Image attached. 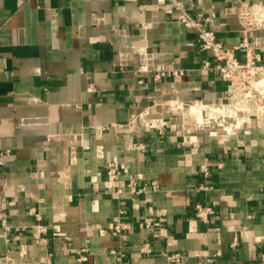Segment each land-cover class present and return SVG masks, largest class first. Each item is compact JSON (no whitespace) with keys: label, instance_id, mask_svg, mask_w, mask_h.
<instances>
[{"label":"crops","instance_id":"crops-1","mask_svg":"<svg viewBox=\"0 0 264 264\" xmlns=\"http://www.w3.org/2000/svg\"><path fill=\"white\" fill-rule=\"evenodd\" d=\"M181 1L192 17L214 11L206 29L227 48L247 45L264 63V29H241L238 0ZM237 55L244 61L245 50ZM206 60L211 53L166 3L0 0V153L10 151L0 202L13 203L11 226L29 227L37 207L48 227L40 245L27 233L8 242L0 227V264H46L49 253L52 264H165L163 252L182 254L175 264H264V127L252 122L208 136L188 123L196 121L188 104L178 105L185 123L153 112L154 100L176 93L220 104L227 84L202 70ZM158 65L187 73L158 90L151 75ZM140 113L141 122L121 128ZM115 159L160 190L131 196L127 177L108 183L105 165ZM205 162L208 180L200 172ZM105 190H122L121 200ZM198 204L213 209L208 223L195 217ZM121 209L128 229L115 237ZM147 217L169 231L161 245L146 230ZM148 242L150 255H142ZM112 251L125 254L122 263Z\"/></svg>","mask_w":264,"mask_h":264},{"label":"built area","instance_id":"built-area-1","mask_svg":"<svg viewBox=\"0 0 264 264\" xmlns=\"http://www.w3.org/2000/svg\"><path fill=\"white\" fill-rule=\"evenodd\" d=\"M151 1L166 3L176 17L177 22L197 35L201 49L211 53L212 61H204L201 68L204 71L216 73L227 84V89L222 96L221 102L229 103L233 101L234 103L241 104L245 107L247 117L264 127V63L262 62L260 53H256L245 44L239 47L227 48L218 38L216 32L206 29V25L211 23L216 17L214 11L209 10L192 17L181 0ZM237 17L239 25L244 32L264 29V4L238 0ZM242 49L245 50L244 61L240 60L237 55L238 51ZM186 73L187 71L184 69L168 68L163 65H158L151 71L154 86L158 90L163 88L170 79H181ZM89 91H95V87L91 85ZM174 97H177V95ZM141 114H133L131 121L121 128L128 129L136 125L138 121L141 122L145 118ZM133 149L136 151H145L146 147L142 143H135L133 144ZM9 154V150L0 153V168L4 165L3 158ZM218 167L222 168L223 164L219 163ZM200 172L205 180L211 177L208 162H205L201 166ZM122 177H127L128 179L127 188L131 196H138L148 192L155 193L160 190V185L157 181H152L149 184L145 183L142 175H132L126 164L119 160H111L105 165V178L108 183H116ZM92 187L96 192L100 190L97 183H93ZM104 193L109 195L111 199L119 202L123 191L116 190L110 192L105 190ZM12 205L13 203L6 204L0 202V227L4 231L7 241L19 239L27 233L33 237V242L36 245L42 244V239L48 234V227L43 223V215L40 210L37 207H31L29 215L33 219L32 224L29 227L16 228L10 225L6 211L7 207ZM213 212L211 207L201 204L195 206V217L203 223L209 222L210 215ZM124 213L125 211L123 209L119 210L112 220L111 233L115 237H120L128 229V224L123 218ZM143 223L148 233L155 240V245H161L164 240L168 239L169 231L160 221H157L153 217H147ZM152 246V243H145L139 247V252L142 255H150ZM111 253L117 255L119 263L123 262V258L125 257L124 253L117 251H112ZM162 256L165 259V264H175L183 258V255L180 253L163 252ZM83 260H86L85 255L77 259L79 262ZM213 261V258H209L201 264H209ZM46 264H52L51 253L48 254Z\"/></svg>","mask_w":264,"mask_h":264},{"label":"bare ground","instance_id":"bare-ground-1","mask_svg":"<svg viewBox=\"0 0 264 264\" xmlns=\"http://www.w3.org/2000/svg\"><path fill=\"white\" fill-rule=\"evenodd\" d=\"M155 102L156 103L153 105V109L161 112L165 103L162 100H156ZM167 103L170 105V110L168 111L169 114L181 111L178 105L192 104L188 102H181L178 98H173ZM193 103H196V106L192 107V112L195 115L196 125L199 129H201V133L206 131V128H208L211 131V133H209L211 135H226L232 126H234V129H240L242 127H247L254 122L247 117L245 107L241 104L234 103L233 101L229 103L221 102L220 104H213L210 102H199L198 100H194ZM148 110L149 109H147L146 114L148 113ZM182 113H185L186 115V112L182 111ZM185 139L192 142L187 134H185Z\"/></svg>","mask_w":264,"mask_h":264},{"label":"rangeland","instance_id":"rangeland-1","mask_svg":"<svg viewBox=\"0 0 264 264\" xmlns=\"http://www.w3.org/2000/svg\"><path fill=\"white\" fill-rule=\"evenodd\" d=\"M176 95H177L179 101H184V102L192 103L191 105L188 104V105L191 106V107L196 106V103L194 104L193 102H190V101H192V100H186V99H184L182 96L178 95L177 93H176ZM155 101H156V100H154L153 103H154ZM169 107H170V105H169L167 102H165V104H164V106H163V110L161 111V113L166 114V116L168 117V119H170L171 121L185 123L184 121H182V120L179 119V116L182 115V111H176V112H173L172 114H169V113H168V111L170 110ZM176 107H177V105H176ZM189 108H190V107H189ZM153 112H160V111H153ZM187 121H188V123H190V124H192V123L196 124V121H195L194 118H189V119H187ZM197 127H198V126H197ZM200 130H201V129H200ZM202 133L205 134V135H208V136H209V133H211V131H210L208 128H206V131H203ZM194 134H197V133H194Z\"/></svg>","mask_w":264,"mask_h":264}]
</instances>
